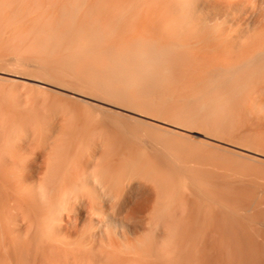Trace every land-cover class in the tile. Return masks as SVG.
<instances>
[{
	"label": "rangeland",
	"instance_id": "374dc122",
	"mask_svg": "<svg viewBox=\"0 0 264 264\" xmlns=\"http://www.w3.org/2000/svg\"><path fill=\"white\" fill-rule=\"evenodd\" d=\"M88 27L89 23L87 21V35H89ZM2 33L3 32L0 34L2 35ZM87 35H85L86 44L83 51L82 48L79 50L62 51L59 47L57 49L55 48L56 50H53L46 47L43 48V45L39 46V44L37 45L38 47L33 46L29 48L28 46L25 47L24 45H20L17 49L12 44H8V48L6 46L3 53L0 54V58H3L0 59L3 60L0 61L2 62L0 63V68L2 67L0 71L3 70L2 72H7L0 73V172L2 173H0V185L3 183L2 186H4L3 189L2 186H0V191L3 192H0V211H3V214L0 212V221L3 220L0 222V247H2L0 248V251L2 250L1 252H3L0 253V264H184L185 262H188L189 264H235L237 260V264L243 260L244 261L241 264H264V262L261 263L264 261V241L262 242V240H260L264 238V150H262L264 149V113L259 115L255 114V116L253 114L248 116L241 114L240 116L239 114L228 115V117H215L214 115L212 116V114L208 115L206 113H203L204 115L199 113H183L179 116L177 114V117H174L176 114L170 116L167 115L168 117H166V115L165 117L159 115L160 119L158 115V117L149 115V117L153 116L152 118L150 117V119L147 118L148 116L145 114H135L123 109L111 107L102 103V101L99 102V100L102 99L97 98V96H92L91 89L86 86L88 84ZM12 46L14 48H11ZM39 47L41 48L39 49ZM11 49H13V51ZM21 49H23V52ZM14 50L18 51L16 52ZM79 51L81 52L79 53ZM82 54L83 57H81ZM1 55L4 56L2 57ZM14 56H22L24 59L29 57L25 60H30V58H32V60H38V58L41 57L40 59L44 58L45 60H43L46 63L42 65H34L33 67H22L15 64L13 65L12 62L8 63V60ZM57 60L59 63H56ZM82 60L84 61L83 63H81ZM85 62L87 63L85 64ZM85 65H87V67H85ZM42 66L45 68H41ZM30 67L31 69L29 71ZM10 69L14 72L12 73ZM9 73H12V75ZM79 75L82 77L78 78ZM38 76L41 77L38 78ZM35 77L37 81L35 80ZM42 78H48V80L45 79V83H43L44 79L42 80ZM88 96L92 97L90 98ZM102 98L107 97L102 96ZM88 104L89 106H87ZM190 106L195 107V104H190ZM109 111L111 113H109ZM206 115L208 116L206 117ZM196 116H198L197 119L195 118ZM203 116L205 117V119L203 118L205 122H203L202 119L200 120ZM103 117H105V119ZM211 117H215V119ZM208 118H211L212 121ZM80 120H83L82 122L84 123ZM135 120L137 121L135 122ZM141 120L143 121L141 122ZM68 121H71V124ZM195 121L197 124L194 123ZM239 121L241 123H239ZM115 123L117 125H115ZM148 123L152 125H149ZM191 123H194L193 126ZM206 123H208V125ZM242 123L243 125H241ZM188 124L191 125L189 126ZM239 124L242 126L241 128ZM261 126L263 128H261ZM76 127H79V129ZM226 128L228 129L225 130ZM232 128H234V130H231ZM250 130L252 132H250ZM257 131L260 132L257 133ZM214 132L216 134H213V136L212 133ZM209 134H211V136ZM59 136L61 137L59 138ZM14 151L18 153L16 154ZM49 153H53L54 155L51 154L48 156ZM60 153L64 155L62 156ZM16 155H18V157ZM29 156L31 158H29ZM179 156H181V158H179ZM133 159L136 160L134 161ZM178 162L182 163L179 164ZM28 163H30V165H28ZM183 165L184 168H182ZM133 166L135 168H133ZM28 168L30 171L32 170V173L29 174L30 171H26L29 170ZM52 168L53 172L50 171ZM25 171L28 173L26 174ZM24 173L27 176L26 179ZM45 173L47 175L50 174V177H48V175L45 178ZM135 173L138 174H136L137 177L134 175ZM88 175L89 177H87ZM97 175L100 177L102 176L101 178H104L105 182L106 179H108V184L103 185L101 182H104V179L101 180L100 177L96 178ZM141 175L143 179H141ZM144 175H146L147 178L150 175H153V177L156 175V178L152 180L153 178L151 176L148 178L150 179L149 181ZM72 176L75 179L72 178ZM78 176H80L79 179L77 178ZM127 176H130L131 178H128ZM53 177L56 180L51 179ZM93 177H95L96 181ZM83 178L86 179L84 180ZM44 179L45 181H43ZM66 179L67 182L69 181L67 183L68 186L66 185V182H63L66 181ZM70 179L71 182L75 181V186L77 185V187H72ZM99 180L100 182H98ZM116 180L118 183L120 181L125 183L121 185L120 182V185H118L120 188H122L123 185L125 186H123L124 196H120L121 200L118 197L116 198L113 196L114 190L112 185L115 186L117 184L115 183ZM5 181L8 183H4ZM21 181H23V183ZM112 181H115V184L112 183ZM127 181H130L129 184ZM155 181L158 182L151 184V182L153 183ZM46 182H50L51 185L49 186H53L45 187L44 185L49 184ZM109 182L110 184L112 183V185L110 189H107L110 185ZM12 183H14V185H12ZM126 184L128 185V189ZM63 185H65L66 188H64L65 186ZM129 185H132V188H130L131 186ZM14 186H21L19 190L24 187L25 191H20L21 193L25 192L24 197L26 196L27 198H22V196L17 197L14 193L16 191L13 192V188H15ZM118 186H115L114 189L117 190ZM38 187H40L41 190ZM95 187H97V189ZM144 187H146V189H144ZM36 188L39 190L36 191ZM62 189L63 191H66L67 194L64 193ZM69 189L71 191H69ZM5 191L7 194H4ZM39 191L44 194L46 192L49 193V191L52 192L49 193L51 196L46 193L47 196H50L51 198L44 196L43 200L47 199L48 201L45 202V200V203L43 202L45 205L44 208L47 209L45 211L42 210L41 206H39L41 210L38 207V200L37 203L35 202L38 196L40 198L39 194L41 192ZM57 192H59V194ZM61 192H63L64 196H62L63 194ZM140 192H142V194ZM84 193H87V197L84 196ZM103 194L106 195L104 196ZM32 195L36 197L32 199ZM20 198L24 200L18 201ZM29 198L31 201H29ZM60 198L64 200L62 206L60 205L62 202ZM8 199L11 202L13 201V203H10ZM116 199H119L121 202ZM24 201H28L31 206L28 202L23 203ZM50 201H52V204H50ZM53 201H57V204ZM114 201L124 203H116L117 205L114 206ZM1 203L3 206L6 205V209H8H4ZM16 204L21 205L22 209L20 206H16ZM24 204L27 205L25 206ZM95 204L97 205L95 206ZM58 205L64 209L62 208V210L58 208ZM124 205L125 208H123ZM72 206H74V209H72ZM25 207L27 208L24 209ZM90 208H92V210ZM138 208L140 210H138ZM12 209L13 211H10ZM224 210L225 212L223 213ZM218 216H221V219ZM50 217H52L51 221ZM245 218L248 221H246ZM254 219H257L258 221H255ZM59 220H62V222ZM76 221L78 222L76 223ZM241 221L242 223L240 224ZM236 222H238V224ZM41 223L43 224L42 226L40 225ZM233 223H235V225H233ZM222 224H224V227ZM48 225L50 227H48ZM237 225L239 229H241V232L236 229ZM234 226L236 227L234 228ZM246 226L248 229H246ZM230 228L234 232L229 231L231 230ZM62 229L64 230L62 231ZM181 229L183 230L181 231ZM260 229L262 230L260 231ZM48 230H50V232ZM57 230L60 231L58 232ZM168 230L172 237H170ZM238 231L240 235L236 236L239 234ZM256 231L259 232L257 233ZM167 232L169 233L168 235ZM251 233H253L254 238L256 237V240L252 239ZM259 233H263V235H261L263 237H261ZM232 235L234 237H232ZM244 235L248 237V241H246V237H242ZM36 236H38V238ZM166 236L169 237L170 241H168L169 239ZM227 236L229 237L227 238ZM212 237H214V240L209 239ZM225 237L226 239H224ZM239 238L241 239L238 240ZM73 240L74 243L72 242ZM70 241L72 244H70ZM106 241L108 246H106L107 244H104ZM240 241H242V244ZM243 241H246V243ZM253 242L254 244H252ZM256 242L259 243L257 244ZM73 244H75L76 247L73 246ZM84 244L87 246H84ZM125 244L126 248L122 246ZM173 244L175 246H173L174 248L171 247V250L170 245L172 246ZM240 244L241 247H239ZM255 244L256 246H254ZM16 245L19 248L17 250H15L17 248ZM69 245L70 247H68ZM257 245L260 246L258 247ZM23 246L27 249L25 250L27 253L23 251ZM47 246H50L51 248L49 247L48 249L46 248ZM253 246L259 249L254 248ZM7 247H9V249H7ZM59 247L62 249V252H64L63 256H61L62 252ZM149 247L154 248L153 250H150ZM201 247H204L205 249H202ZM223 248L225 250H223ZM244 248H246L247 251L246 249L244 250ZM71 249H75V251H71ZM37 250L38 252H36ZM64 250H66V252ZM228 250L229 252H227ZM236 250L240 251H237V253H241L238 255V259H235L237 256L230 253V251L236 252ZM251 251L254 253L250 255V253H252ZM256 251L258 252V255H256ZM168 256L171 257L169 258ZM174 256L175 258H172ZM230 256L232 258H230ZM239 256H242L241 258L243 259ZM258 259L263 260L258 261ZM245 261L247 263H245Z\"/></svg>",
	"mask_w": 264,
	"mask_h": 264
},
{
	"label": "bare ground",
	"instance_id": "6f19581e",
	"mask_svg": "<svg viewBox=\"0 0 264 264\" xmlns=\"http://www.w3.org/2000/svg\"><path fill=\"white\" fill-rule=\"evenodd\" d=\"M77 1H80V2H77ZM81 1H83V2H81ZM87 21L89 23V27H88L89 35L86 34V32H87ZM72 29H73V31H72ZM1 32H3V33H2V35L0 34V54L3 53L6 46L8 48V44L9 45L12 44L16 48L20 45H22V46L24 45L25 47L28 46V48H29V47L37 46L39 44V46L43 45V48L46 47L48 49H53V50L55 48L57 49L59 47L60 50H62V51L79 50L81 48L83 51V48L85 47V44H86L85 35H87V37H88L87 38L88 39L87 45L88 46H86V47H87V58H88L87 62L88 63L85 62V64L87 63V65H88V70H87L88 71V75H87L88 82L87 83L89 85L88 84L87 85L85 84V85L87 86V88L91 89L92 96H95V97L97 96V98L102 99V100L98 99L99 102L102 101V103H105L111 107H116V108L123 109V110L128 111V112L139 114V115L145 114L146 116H148L147 118L151 117V116L149 117V115H153L156 117H158L159 115L165 117V115H166V117H168V116L174 115V114H176V115H174V117L175 116L177 117V114L179 116L183 113H190V114H192V113H194V114H197V113L203 114L204 113L205 114L206 113L208 115L212 114V116L214 115L215 117L216 116H223V117L227 116L228 117V115H239V114H240V116H241V114L247 115V116L253 114L255 116V114L259 115V114L264 113V0H0V33ZM13 46L11 48H14ZM40 48L41 47H39V49ZM11 50L13 51V49H11ZM12 51H10V52H12ZM14 51H16V50H14ZM21 51L23 52V49H21ZM34 52H36V51H34ZM43 52H45V51H43ZM50 52H52V51H50ZM80 52L81 51H79V53ZM46 53H47V51H46ZM44 55H47V54H44ZM73 55H74V53H73ZM59 56H61V55H59ZM81 57H83V54L81 55ZM26 58H29V57H26ZM40 58H38V60H36V59L32 60V58H30V60H25L24 57L22 58V56H14L8 60V63L12 62L13 65L15 64L17 66H22V67H24V66H26V67L32 66L33 67L34 65H40V64L42 65V64L46 63V62H44V60H45L44 58H43L44 60L40 59ZM0 59H3V58H0ZM83 60L81 63L84 62ZM0 61H3V60H0ZM63 61H64V58H63ZM57 62L59 63L58 60L56 61V63ZM78 62H80V61H78ZM0 63H2V62H0ZM87 65H85V67H87ZM13 68H14V66H13ZM41 68L44 69L45 67L42 66ZM78 68H80V67H78ZM1 69H2V67L0 68V70ZM30 69H31V67L29 68V71H30ZM2 71H0V73H7V72H2ZM10 71H11V69H10ZM27 71H28V68H27ZM82 71H81V73H82ZM11 72L13 73L14 71H11ZM12 73H9V74L12 75ZM48 74H50V73H48ZM33 75H35V74H33ZM40 77L38 76V78H40ZM42 77H44V76H42ZM73 77H74V75H73ZM81 77L82 76L79 75L78 78H81ZM43 79L44 78H42V80ZM45 79L43 80V83H45L44 82ZM35 80H36V77H35ZM46 80H48V78ZM78 80H80V79H78ZM62 86H64V85H62ZM40 89H42V88H40ZM44 89H43V91H44ZM37 90H38V88H37ZM46 91H48V90H46ZM87 91H88V89H87ZM42 93H44V92H42ZM89 93H90V91H89ZM81 94H82V92H81ZM47 95H45V96H47ZM102 96L107 97V98H102ZM88 97H90V96H88ZM98 100H96V101H98ZM190 104H195V107L190 106ZM87 106H89V104ZM90 113H91V111H90ZM109 113H111V112L109 111ZM112 113H114V112H112ZM117 114H118V112H117ZM208 115H206V117ZM160 116H159V119H160ZM261 116H263V115H261ZM156 117H155V119H156ZM215 117H211V118L215 119ZM234 117H236V116H234ZM103 118L105 119V117H103ZM169 118H171V117H169ZM195 118L197 119L198 116H196ZM203 118L205 119V117L203 116L202 118H200V120L202 119V121L205 122L203 120ZM211 118H208V119H211ZM257 118H259V117H257ZM162 119H161V121H162ZM219 119H220V117H219ZM235 119H239V118H235ZM190 120H192V119H190ZM231 120H234V119H231ZM136 121L137 120H135V122ZM142 121L143 120H141V122ZM197 121H199V120H197ZM211 121H212V119H211ZM224 121H225V119H224ZM244 121H245V119H244ZM68 122H70V124H71V121H68ZM163 122H164V120H163ZM82 123H84V122H82ZM82 123H80V124H82ZM187 123H188V121H187ZM194 123L197 124L196 121ZM239 123H241V122L239 121ZM73 124H75V123H73ZM193 124H192V126H193ZM206 124L208 125V123H206ZM115 125H117V124L115 123ZM149 125H152V124H149ZM241 125H243V123ZM241 125H240V128L242 127ZM218 126H219V124H218ZM117 127H119V126H117ZM205 127H207V126H205ZM244 127H245V125H244ZM230 128H231V126H230ZM235 128H236V126H235ZM257 128H259V127H257ZM261 128H263V127L261 126ZM77 129H79V127ZM211 129H212V127H211ZM221 129H219V130H221ZM227 129L228 128H226L225 130H227ZM73 130H71V131H73ZM123 130H124V128H123ZM231 130H234V128H232ZM254 131H256V130H254ZM215 132L212 133V135L216 134ZM250 132H252V131L250 130ZM259 132L257 131V133H259ZM224 133H226V132H224ZM62 134H65V133H62ZM227 134H228V132H227ZM209 135L211 136V134H209ZM72 136H74V135H72ZM76 136H78V135H76ZM60 137L61 136H59V138ZM261 137H263V136H261ZM16 142H17V140H16ZM262 150H264V149H262ZM14 153L17 154L18 152L14 151ZM51 154L54 155L53 153H49L48 156H50ZM60 154L62 155V153H60ZM174 155H176V154H174ZM0 156H1V154H0ZM16 156L18 157V155H16ZM29 158H31V157L29 156ZM58 158H59V156H58ZM179 158H181V156H179ZM58 160H60V159H58ZM27 161H29V160H27ZM134 161H133V163H134ZM176 161H178V160H176ZM181 163H179V164H181ZM136 164H138V163H136ZM28 165H30V163H28ZM186 165H188V164H186ZM134 166H136V165H134ZM134 166H133V168H135ZM182 168H184V165ZM20 170H22V169H20ZM63 170H64V168H63ZM18 171H17V173H18ZM26 171L29 172L30 169L26 170ZM26 171H25V173L27 174L28 172H26ZM31 171L29 172V174L32 173ZM50 171L53 172V168ZM135 172H137V171H135ZM181 172H182V170H181ZM24 174H23V179H24ZM26 174H25V176H26ZM136 174L137 173H135L134 175L136 176ZM145 174H147V173H145ZM48 175L46 174L45 178L47 176L50 177V174H48ZM55 176H56V174H55ZM151 176L153 178L152 180H154V178H156V175H155V177H153V175H150V176H148V178ZM54 177L51 179H55ZM75 177H76V175H75ZM87 177H89V175ZM98 177H100V176L97 175L96 178H98ZM127 177L131 178L130 176H127ZM141 177H142V175H141ZM144 177H146V179H148L146 175H144ZM26 178H27V176L25 177V179ZM72 178H74V177L72 176ZM77 178L79 179L80 176H78ZM93 178L96 181L95 177H93ZM128 178H127V180H128ZM102 179H104V178H101V180ZM113 179H111V180H113ZM141 179H143V177ZM16 180H18V179H16ZM90 180H91V178H90ZM148 180L150 181V179H148ZM43 181H45V179ZM43 181H42V183H43ZM57 181H56V183H57ZM76 181H78V180H76ZM107 181H108V179H106V182L104 179L105 183L103 181L101 183L103 185L104 184L107 185L108 184ZM18 182H15V183H18ZM21 182L23 183V181H21ZM50 182H48L49 184L46 182L48 185H44V186L47 187V186L51 185ZM60 182H61V179H60ZM63 182H66V185L68 186L67 183L69 181L67 182V179H66V181H63ZM98 182H100V180ZM98 182H97V184H98ZM114 182L112 181V183H114ZM120 182L118 183V181L116 180L115 183H117V184L115 186L120 185ZM122 182H121V185L125 184ZM129 182H128V184H129ZM157 182L156 181L153 183L151 182V184H155ZM4 183H6V181ZM70 183H72L71 184L72 187L73 186L77 187V185L75 186V181L71 182V179H70ZM112 183L110 184V182H109L110 185L108 186L109 188H107V189L111 188ZM76 184H78V183H76ZM88 184H89V182H88ZM2 185H3V183H2ZM2 185H0V186H2ZM12 185H14V183H12ZM71 185H70V187H71ZM7 186H10V185H7ZM52 186H49V187H52ZM54 186H55V184H54ZM63 186H65V185H63ZM115 186L112 185L113 190H114L113 196H115L116 198L118 197L121 200L120 196L123 195L125 186L123 185L124 187L122 186V188H120V186H118L117 190L114 189ZM127 186L128 185L126 184V187ZM129 186H131L130 188H132V185H129ZM3 187L4 186H2V189H3ZM20 187L16 186L15 187L16 190H15V188H13L14 189L13 192L16 191L14 193L17 195V197L22 196V198H25L26 197V196L24 197L25 192L22 191L23 193H21V191H20V190H24V187L22 186L23 189L21 188L19 190ZM43 187H42V189H43ZM57 187H58V185H57ZM136 187H137V185H136ZM153 187H154V185H153ZM30 188H32V187H30ZM38 188L40 189V187H38ZM64 188H66V186ZM95 188L97 189V187H95ZM26 189H28V188H26ZM39 189L36 188V191ZM55 189H56V186H55ZM63 189H62V191H63ZM84 189H86V188H84ZM104 189H105V187H104ZM119 189H121V190H119ZM127 189H128V187H127ZM141 189H142V187H141ZM144 189H146V187H144ZM9 191H10V189H9ZM51 191H49V193H52ZM69 191H71V190L69 189ZM73 191H74V188H73ZM102 191H105V190H102ZM150 191H151V189H150ZM153 191H154V188H153ZM39 192H41V191H39ZM59 192H57V193L59 194ZM63 192L67 194L66 191H63ZM63 192H61V193L63 194ZM1 193H3V192H1ZM26 193H27V191H26ZM46 193H48V192H46ZM46 193L44 194L41 192L39 194L40 198L38 196L36 201H35L36 203L39 201V204L41 202L40 205L38 203H37V205H38V207L41 206L42 210H44V211L47 210L44 208L45 207L44 203L48 202L47 199H45L46 201L43 200L44 196L48 197V198L51 196L49 193H48V195H50V196H47ZM140 193L142 194V192H140ZM4 194H7L6 191ZM20 194H23V195H20ZM86 194L87 193H84V196L87 197ZM94 195H95V193H94ZM125 195H126V192H125ZM27 196H29V195H27ZM62 196H64V194ZM144 196H146V195H144ZM35 197L33 196L32 199H34ZM52 197H53V195H52ZM57 198H58V196H57ZM20 199L18 201L24 200V199L23 200L22 199L20 200ZM60 199L62 200V198H60ZM65 199H67V198H65ZM68 199H69V197H68ZM119 199H116V200H119ZM122 199H124V198H122ZM4 200H5V198H4ZM11 200H13V199H11ZM25 200H27V199H25ZM120 200H119V202H121ZM29 201H31L30 198H29ZM63 201L64 200H62V202L60 204L61 206H62ZM77 201H79V200H77ZM122 201H125V200H122ZM27 202L28 201H24L23 203H27ZM51 202L52 201H50V204H52ZM53 202H55V201H53ZM56 202H55V204H57ZM87 202H89V201H87ZM10 203H13V201L12 202L10 201ZM76 203H78V202H76ZM116 203H118V202H115L114 206L117 205ZM122 203H124V202H122ZM122 203H118V204H122ZM260 203H262V202H260ZM1 205H2V203H1ZM37 205H36V207H37ZM68 205H69V203H68ZM96 205L97 204H95V206ZM261 205H263V204H261ZM14 206H15V204H14ZM16 206H20V208L22 209L21 205L16 204ZM30 206H31V204H30ZM90 206H91V204H90ZM98 206H101V205H98ZM258 206H259V204H258ZM55 207H57V206H55ZM72 207H73L72 209H74V206H72ZM88 207H86V208H88ZM155 207H157V206H155ZM3 208L6 209V205H4ZM9 208H11V207H9ZM26 208L27 207H25L24 209H26ZM41 208H40V210H41ZM58 208L62 209L63 207L61 208L58 205ZM92 208H90V209L92 210ZM98 208H100V207H98ZM123 208H125V205ZM72 209H70V210H72ZM84 209H85V207H84ZM95 209H96V207H95ZM118 209H120V208H118ZM1 210H3V209H1ZM138 210H140V209L138 208ZM10 211H13V209ZM44 211H42V212H44ZM224 212H225V210L223 211V213ZM59 213H60V211H59ZM41 214H43V213H41ZM220 215H221V213H220ZM241 216H242V214H241ZM241 216H239V217H241ZM52 217H54V216H52ZM52 217H50V221H51ZM59 219H61V218H59ZM1 220H2V218H1ZM2 221H0V222H2ZM50 221H49V223H50ZM59 221L62 222V220H59ZM237 221H238V219H237ZM246 221H248V220L246 219ZM53 222H56V221H53ZM77 222L78 221H76V223ZM49 223H47V224H49ZM236 223L238 224V222H236ZM241 223H242V221L240 222V224ZM218 224H219V222H218ZM0 225H1V223H0ZM40 225L42 226L43 224L41 223ZM223 225L224 224H222V226ZM233 225H235V223H233ZM243 226H245V225H243ZM37 227H38V225H37ZM48 227H50V226L48 225ZM74 227L76 228L75 225H74ZM210 227H211V225H210ZM235 227L236 226H234V228ZM51 228H53V227H51ZM225 228H226V226H225ZM257 228H255V229L258 230L259 228L258 229ZM40 229H41V227H40ZM236 229L241 232V229H239L238 225H237ZM246 229H248L247 226H246ZM63 230L64 229H62V231ZM182 230L183 229H181V231ZM261 230L262 229H260V231ZM48 231L50 232V230H48ZM223 231H224V228H223ZM229 231L234 232V231H232V229ZM239 231H238V233H239ZM251 231H253V230H251ZM46 232H44V233H46ZM61 232H60V235H61ZM168 232L170 233L169 230H168ZM168 232H167V235L169 234ZM231 232H229V233H231ZM235 232H237V231H235ZM256 232H254V233H256ZM204 233H205V231H204ZM212 233H214V232H212ZM220 233H222V232H220ZM244 233H246V232H244ZM248 233H249V231H248ZM251 234H252V239L256 240V237L255 238L253 237V233H251ZM259 234H260V236L263 235V233H259ZM42 235H43V233H42ZM226 235H229V234H226ZM233 235H232V237H234ZM238 235H240V233L237 234L236 236H238ZM38 236H36V237L38 238ZM59 236H58V238H59ZM202 236H203V234H202ZM229 236H231V235H229ZM229 236H227V238ZM166 237L169 239L168 236H166ZM170 237H172L171 233H170ZM239 237H241V236H239ZM242 237L245 238L246 236L244 235ZM261 237H263V236H261ZM213 238L214 237L209 238V239H213ZM216 238H218V237H216ZM247 238L248 237H246V239ZM249 238H250V236H249ZM224 239H226V237ZM240 239L241 238H239L238 240H240ZM263 239H260V240H262V242H263L264 241ZM60 240H64V239H60ZM179 240H180V238H179ZM253 240H251V241H253ZM168 241H170V239ZM215 241H218V240H215ZM246 241H248V239ZM246 241H243V242L246 243ZM46 242H47V240H46ZM57 242H59V241H57ZM72 242L74 243V240ZM72 242L70 244H72ZM76 243H77V241H76ZM110 243H112V242H110ZM240 243L242 244V241H240ZM104 244H107V241ZM178 244H179V242H178ZM230 244H231V242H230ZM241 244L239 247H241ZM247 244H245V245H247ZM249 244H251V243H249ZM252 244H254V242ZM10 245H9V247H10ZM85 245L86 244H84V246ZM235 245H236V243H235ZM18 246H17V248L15 247L16 248L15 250L19 249ZM73 246L76 247L75 244H73ZM106 246H108V244ZM122 246L124 248H126L125 247L126 244L122 245ZM173 246H175V245L174 244L172 246L170 245V249ZM208 246H210V245H208ZM232 246H230V247H232ZM254 246H256V244ZM9 247H7V249H9ZM23 247L25 248V246H23ZM38 247H37V249L39 250ZM49 247L47 246L46 248L49 249ZM68 247H70V245ZM82 247H83V245H82ZM0 248H2V247H0ZM24 248H22L23 251L27 250L26 248L25 249ZM103 248H105V247H103ZM151 248H150V250H153L154 247L152 249ZM233 248H235V247H233ZM246 248H247V246H246ZM246 248H244V250ZM254 248H257V247H254ZM48 249H47V251H48ZM75 249L74 250L71 249V251H75ZM146 249H147V247H146ZM177 249H178V247H177ZM247 249H246V251H247ZM257 249H259V248H257ZM38 250L36 252H38ZM102 250H104V249H102ZM223 250H225V249L223 248ZM1 251H0V253H3ZM60 251L62 252V249ZM64 251L66 252V250H64ZM116 251H119V250H116ZM231 251H230V253H233L234 256H237V258H235V259H238V255L241 253H237V251L238 252H240V251L239 250H236V252H231ZM14 252H16V251H14ZM25 252L27 253V251H25ZM82 252H81V254H82ZM227 252H229V250ZM242 252H243V250H242ZM7 253H9V252H7ZM28 253H30V252H28ZM103 253H101V254H103ZM116 253H118V252H116ZM168 253H169V251H168ZM221 253H223V252H221ZM248 253H249V250H248ZM253 253L254 252L250 253V255ZM257 253L258 252L256 251V255H258ZM20 254H21V252H20ZM23 254H24V252H23ZM71 254H72V252H71ZM63 255H64V252H62L61 256H63ZM263 255H260V256H263ZM20 256H22V255H20ZM71 256H73V255H71ZM74 256H75V254H74ZM66 257H69V256H66ZM239 257L241 258L242 256H239ZM172 258H175V256ZM223 258H224V256H223ZM230 258H232V257L230 256ZM250 258H252V257H250ZM241 259H243V258H241ZM228 260H229V257H228ZM255 260H256V258H255ZM259 260H263V259H258V261ZM237 261L235 264H237ZM242 262L240 261V263H238V264H241ZM263 262L264 261H262L261 263H263ZM185 263L189 264L188 262H185ZM245 263H247V262L245 261Z\"/></svg>",
	"mask_w": 264,
	"mask_h": 264
}]
</instances>
